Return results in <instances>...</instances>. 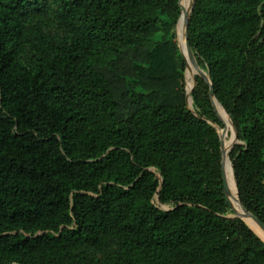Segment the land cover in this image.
Segmentation results:
<instances>
[{"label":"trees","instance_id":"trees-1","mask_svg":"<svg viewBox=\"0 0 264 264\" xmlns=\"http://www.w3.org/2000/svg\"><path fill=\"white\" fill-rule=\"evenodd\" d=\"M181 4L0 0V264H264V0H194L195 113Z\"/></svg>","mask_w":264,"mask_h":264},{"label":"rangeland","instance_id":"rangeland-1","mask_svg":"<svg viewBox=\"0 0 264 264\" xmlns=\"http://www.w3.org/2000/svg\"><path fill=\"white\" fill-rule=\"evenodd\" d=\"M190 13H191V11L189 10L188 14H190ZM182 15H183V12H182ZM178 23H179V21H178ZM44 33L47 34V35H51V36L57 37V38H59L61 40H68L70 38V36H71V34L65 28L59 26L56 23L46 24L45 28H44ZM175 33H176V40H177V42H178V44L180 46V49H181V53H182L183 57L186 60L185 89H186V92H187V103H188V107L190 108V110H192L195 113L197 111V106H196V104H195V102L193 100V97H192V90H193V87H194V84H195V78H196V76H200L201 73H204V74L208 75V71H207V68L200 63L199 55L192 48L191 56L192 57L194 56V58L196 60V62L194 63V65L192 67H195L196 71L192 72L193 75L190 73L191 67H190V65H189V63L187 61V57L190 56V52L188 50V46H187V43H186V29H185V33L183 35L182 34V29L177 24ZM32 54H33V51L30 49L29 44L24 46L23 52H22V56H23V59L26 62H29V61L32 60ZM192 69H194V68H192ZM190 86H191V90L188 91V88ZM228 117H229V115H228ZM216 128H217V131H218L219 136L221 138V143H222V148L223 149H224V144L225 143L227 144V142L232 140L230 148L228 150V152L230 153L232 144L234 143V133H233L232 127L229 126L228 124H226L224 128H221V127H218V126H216ZM237 142L242 144V141H240V140L237 141ZM223 166H224V173L227 174V175L225 174V176H224V179L226 181V186L228 184L227 189H228V191L230 193V196L233 197L234 196V188H233V183L231 182L230 174L228 172V162H227V158H226L225 154H224V157H223ZM151 170L156 171V174L158 176H160V174H159V172H158V170L156 168L152 167ZM154 203L159 208H161L163 210H170L173 207L172 204H163V203H161L157 196L154 198ZM224 215L226 217H238L236 212H235V210H234V208H233V206L229 207V209L227 210V212ZM241 219H243V218H241Z\"/></svg>","mask_w":264,"mask_h":264},{"label":"water","instance_id":"water-1","mask_svg":"<svg viewBox=\"0 0 264 264\" xmlns=\"http://www.w3.org/2000/svg\"><path fill=\"white\" fill-rule=\"evenodd\" d=\"M193 3H194V1L192 2V5H191V9H190V11L192 10V7H193ZM180 4H181V0H180ZM181 9H182V11H183V6H182V4H181ZM191 14V13H190ZM190 14H187L186 15V22H185V29H186V43H187V46H188V50H189V52H190V56H191V52H192V47H191V45H190V42H189V40H188V33H187V29H188V21H189V17H190ZM201 77H203L204 79H206L207 81H209L210 83H211V81H210V77H209V74L208 75H206V74H204V73H201V75H200ZM210 91H211V96H212V100H213V104H214V106H215V108H216V105H215V96H214V94H213V88H212V86H211V88H210ZM217 100V99H216ZM223 108V107H222ZM216 110H217V108H216ZM218 111V110H217ZM225 111V110H224ZM226 112V111H225ZM227 114V113H226ZM229 120H230V124H231V127H232V130H233V133H234V143L232 144V147L237 143V141H238V133H237V130H236V128H235V126H234V124H233V122H232V120L230 119V117H229ZM232 147H231V149H232ZM224 156V149L222 148V157ZM223 171H224V168H223ZM235 180V179H234ZM224 185H225V193H226V197H227V199H228V202H229V205H230V207L231 206H233L232 205V202H231V199H230V196H229V191H228V189H227V186H226V181H225V179H224ZM236 185V184H235ZM237 189V188H236ZM237 194H238V192H237ZM238 198H239V195H238ZM240 201V200H239ZM241 203V202H240ZM243 206V205H242ZM244 207V206H243ZM245 208V207H244ZM246 209V208H245ZM235 210V209H234ZM247 210V209H246ZM248 211V210H247ZM235 212H236V210H235ZM250 214L249 215H251L253 218H254V220H255V222L257 223V225L259 226V228L262 230V232H264V222H262L258 217H256L253 213H251L250 211H248ZM236 214H237V216L238 217H240V218H242L237 212H236ZM252 229V228H251ZM260 237V236H259ZM261 238V237H260Z\"/></svg>","mask_w":264,"mask_h":264},{"label":"bare ground","instance_id":"bare-ground-1","mask_svg":"<svg viewBox=\"0 0 264 264\" xmlns=\"http://www.w3.org/2000/svg\"><path fill=\"white\" fill-rule=\"evenodd\" d=\"M189 9H190V0H188V2H187V4H186L185 8L183 9V11H182V12H183V15L180 17V19H182L183 17H185V16L188 14ZM180 26H181V22H180ZM188 59H189V58H188ZM224 145H225V148H224L225 156H227L228 161H230V157H229V155H228V148H227L226 143H225Z\"/></svg>","mask_w":264,"mask_h":264}]
</instances>
